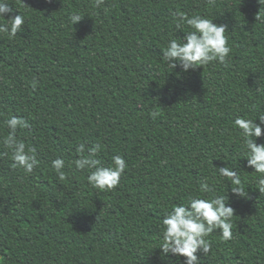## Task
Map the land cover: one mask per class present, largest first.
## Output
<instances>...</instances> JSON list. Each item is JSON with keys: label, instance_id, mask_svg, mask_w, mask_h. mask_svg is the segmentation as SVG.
Listing matches in <instances>:
<instances>
[{"label": "trees", "instance_id": "trees-1", "mask_svg": "<svg viewBox=\"0 0 264 264\" xmlns=\"http://www.w3.org/2000/svg\"><path fill=\"white\" fill-rule=\"evenodd\" d=\"M11 2L25 23L14 38L0 33V264H184L182 256L162 255V220L205 181L227 192L234 216L232 239L214 230L210 252H197L202 264H264V192L234 124L237 116L264 113V21L256 20L264 5ZM77 12L84 16L72 26ZM180 13L226 25L227 63L183 72L163 59L168 42L192 30L176 29ZM13 115L29 124L16 137L36 150L32 173L16 167L3 144ZM80 144L84 155L99 144L105 165L114 155L125 158L115 189H94L89 170L76 169ZM58 157L64 179L51 165ZM223 166L239 170L248 197L231 192L218 173Z\"/></svg>", "mask_w": 264, "mask_h": 264}, {"label": "clouds", "instance_id": "clouds-1", "mask_svg": "<svg viewBox=\"0 0 264 264\" xmlns=\"http://www.w3.org/2000/svg\"><path fill=\"white\" fill-rule=\"evenodd\" d=\"M104 3L105 0H94V6L97 8ZM258 3L262 6L264 0H258ZM13 11L11 0H0V33L7 34L10 38H14L25 23L24 16L13 15ZM83 16L78 12L72 13L69 16V23L73 26L81 21ZM5 17H8L6 22L3 19ZM256 20L264 21V16L257 14ZM184 24L192 30L185 32L183 39H171L162 52L163 59L173 69L179 65L181 71L188 72L212 62L227 63L231 47L225 35L226 25L214 23L213 19L200 14L188 16L180 13L175 27L177 30L183 29ZM32 86L35 87V82ZM151 115L155 117L158 113L153 112ZM4 123L10 131L4 137L3 144L11 149L15 166L23 168L25 173H32L38 165L36 150L34 148L26 150L25 143L16 137L17 128L29 127L28 121L22 116L13 115ZM234 124L241 132L242 146L246 150L243 157L247 159V166L258 174V189L260 193L264 192V143L256 142V138L264 135L262 130L264 113L258 112L254 120L237 116ZM100 150L101 146L97 144L88 150L87 155H84L85 145L80 144L76 149L80 155L78 159H75L74 165L78 170H89L87 182L91 187L99 191H111L120 184L121 176L125 173L128 164L123 156L114 155L111 163L105 165L101 159L97 158ZM51 165L59 178L64 179V159L58 157L51 162ZM217 169L221 177L230 180L229 185L233 194L237 197H248L237 168L223 166ZM199 193L190 196L186 203L174 206L166 212L162 220V240L159 246L162 255L171 254L177 258L182 256L185 258L184 264H202L197 252H202L205 256L210 252L211 243L207 237L214 230L219 229L225 241L232 239L233 235L234 209L228 204L227 192L223 195L217 194L214 186L205 181L200 183ZM205 193H212V195L205 198L202 195Z\"/></svg>", "mask_w": 264, "mask_h": 264}]
</instances>
